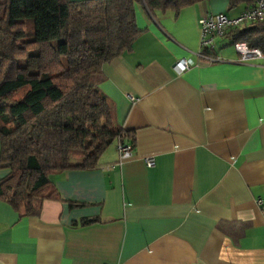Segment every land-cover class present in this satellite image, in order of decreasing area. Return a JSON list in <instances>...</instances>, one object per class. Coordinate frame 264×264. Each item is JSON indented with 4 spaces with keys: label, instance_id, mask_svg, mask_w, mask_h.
<instances>
[{
    "label": "crops",
    "instance_id": "obj_1",
    "mask_svg": "<svg viewBox=\"0 0 264 264\" xmlns=\"http://www.w3.org/2000/svg\"><path fill=\"white\" fill-rule=\"evenodd\" d=\"M241 10L135 5L139 33L99 84L131 156L114 140L95 168L54 171L60 200L37 216L0 201V264H264V60L237 62L219 38L220 62L195 55L199 18Z\"/></svg>",
    "mask_w": 264,
    "mask_h": 264
},
{
    "label": "trees",
    "instance_id": "obj_2",
    "mask_svg": "<svg viewBox=\"0 0 264 264\" xmlns=\"http://www.w3.org/2000/svg\"><path fill=\"white\" fill-rule=\"evenodd\" d=\"M201 1L0 0V166L8 169L0 201L20 217L37 216L44 200H60L54 171L95 168L114 140L132 145L99 90L101 66L138 35L135 5L178 12ZM252 2L227 0V9ZM222 36L264 55V21Z\"/></svg>",
    "mask_w": 264,
    "mask_h": 264
},
{
    "label": "built area",
    "instance_id": "obj_3",
    "mask_svg": "<svg viewBox=\"0 0 264 264\" xmlns=\"http://www.w3.org/2000/svg\"><path fill=\"white\" fill-rule=\"evenodd\" d=\"M256 21H264V0H253L251 6L234 17H227L221 13L209 14L198 19L199 26V50L196 52L198 60L206 63L220 62L221 58L212 55L208 49L212 46L216 36L222 34L225 28L235 27L242 24H248ZM234 50L239 58L237 62H248L251 60H264V55L255 48H248L245 43H234ZM191 62L181 59L178 62L179 70L188 69ZM264 67V62L261 64ZM130 101H137V98L129 96ZM116 150L119 160H125L131 156L132 145L126 141H117ZM146 166H151L153 161L151 158L146 159Z\"/></svg>",
    "mask_w": 264,
    "mask_h": 264
},
{
    "label": "rangeland",
    "instance_id": "obj_4",
    "mask_svg": "<svg viewBox=\"0 0 264 264\" xmlns=\"http://www.w3.org/2000/svg\"><path fill=\"white\" fill-rule=\"evenodd\" d=\"M226 14H228V13L226 12ZM216 38H219V40H217L218 44H222V43L226 44V46L223 48V50H230V51L233 50L232 44L230 43V41L227 37L222 36V37H216ZM214 43H215V40H214Z\"/></svg>",
    "mask_w": 264,
    "mask_h": 264
}]
</instances>
